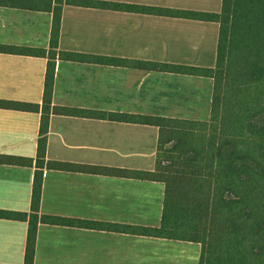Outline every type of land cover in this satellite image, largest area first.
<instances>
[{"label":"crops","instance_id":"crops-1","mask_svg":"<svg viewBox=\"0 0 264 264\" xmlns=\"http://www.w3.org/2000/svg\"><path fill=\"white\" fill-rule=\"evenodd\" d=\"M217 13L222 0H93ZM218 1V3H217ZM53 15L0 7V44L50 47ZM219 25L66 5L59 49L103 57L213 68ZM207 60L210 64L207 65ZM48 58L0 53V100L42 107ZM211 78L57 60L53 106L105 114L208 121ZM41 112L0 109V210L30 212ZM159 129L109 118L51 114L46 162L155 171ZM166 186L132 177L44 169L41 214L159 227ZM28 222L0 219V264H24ZM199 243L40 223L34 264H199Z\"/></svg>","mask_w":264,"mask_h":264},{"label":"trees","instance_id":"trees-1","mask_svg":"<svg viewBox=\"0 0 264 264\" xmlns=\"http://www.w3.org/2000/svg\"><path fill=\"white\" fill-rule=\"evenodd\" d=\"M66 5L217 23L215 65L213 68L195 67L62 51L59 42ZM0 7L53 15L48 50L0 44V53L49 59L42 107L0 100V109L41 112L42 115L31 211L0 210V219L28 222L24 264H34L40 223L199 243V264H264V0H222L217 13L133 7L93 0H0ZM57 60L211 78L210 118L199 121L54 107ZM53 113L157 127L155 171L46 162ZM0 163L33 166L32 159L18 156L0 155ZM45 168L162 182L166 190L161 225H118L42 215Z\"/></svg>","mask_w":264,"mask_h":264},{"label":"rangeland","instance_id":"rangeland-1","mask_svg":"<svg viewBox=\"0 0 264 264\" xmlns=\"http://www.w3.org/2000/svg\"><path fill=\"white\" fill-rule=\"evenodd\" d=\"M217 3H218V1H217ZM208 64H210V60H207V65H208Z\"/></svg>","mask_w":264,"mask_h":264}]
</instances>
